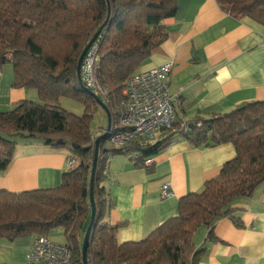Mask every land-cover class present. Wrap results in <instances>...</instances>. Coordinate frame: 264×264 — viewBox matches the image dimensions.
<instances>
[{"label":"trees","instance_id":"16d2710c","mask_svg":"<svg viewBox=\"0 0 264 264\" xmlns=\"http://www.w3.org/2000/svg\"><path fill=\"white\" fill-rule=\"evenodd\" d=\"M227 13L264 26V0H216ZM179 0H0V70L13 66L14 86L34 89L39 100H21L0 111V171L12 163L19 140L66 147L79 159L62 174L56 187L22 192L0 191V243L19 237L46 236L63 228L74 264L82 263V245L91 221V172L95 140L91 121L102 99L111 124L120 120V104L128 78L168 39L164 20L177 15ZM96 41L100 61L97 75L103 90L91 93L80 83L78 63L89 42ZM93 43V44H94ZM92 44V45H93ZM91 45V46H92ZM90 46V47H91ZM62 97L84 105L77 115L59 103ZM186 124L187 128L181 129ZM156 142H134L124 149L99 146L94 180L96 215L89 264H200L203 249L195 243L199 228L209 229L222 217L241 227L233 204L251 197L264 182V101L246 102L211 118L176 120ZM194 147L232 143L236 156L199 192L179 200L178 214L145 239L119 243L120 225L105 220L113 201L103 185L108 160L116 154H136L140 167L174 140Z\"/></svg>","mask_w":264,"mask_h":264},{"label":"crops","instance_id":"0c3cea01","mask_svg":"<svg viewBox=\"0 0 264 264\" xmlns=\"http://www.w3.org/2000/svg\"><path fill=\"white\" fill-rule=\"evenodd\" d=\"M164 23L168 39L139 71L174 63L169 88L178 121L211 118L246 102L264 101V26L227 13L216 0H179L177 15ZM25 99L39 100L37 91L15 87L13 66L5 65L0 70V111L11 110ZM69 154L66 147L18 142L12 163L0 171V191L58 186L68 171ZM235 156L232 143L194 147L183 138L152 156L154 162L147 167L138 166L129 154L111 156L103 185L113 204L105 220L120 225L118 242L145 239L178 214L182 197L201 191L205 182ZM167 181L173 194L163 199L161 187ZM233 207L243 226L222 217L214 226L216 239L208 237L205 226L196 232L195 243L204 250L200 264H264V182L251 197L238 199ZM58 232L65 235L64 229L57 230V237ZM33 240L34 236L2 241L0 264H30Z\"/></svg>","mask_w":264,"mask_h":264},{"label":"built area","instance_id":"2783aa9c","mask_svg":"<svg viewBox=\"0 0 264 264\" xmlns=\"http://www.w3.org/2000/svg\"><path fill=\"white\" fill-rule=\"evenodd\" d=\"M100 61L98 44L94 43L87 51L81 64V79L94 93L101 95L103 90L97 75ZM172 61L132 74L124 89V99L120 104V120L111 124L107 143L111 148L124 149L134 142H153L164 130L177 120L174 98L169 88V78L173 71ZM186 129L183 124L181 129ZM106 131V130H105ZM104 131V132H105ZM95 140V137H93ZM137 157L136 154H131ZM147 158L145 165H152ZM79 159L67 157V168L77 167ZM173 194L170 181L163 183L161 196L169 198ZM30 264H74L72 250L65 244L52 241L46 236H35L28 255Z\"/></svg>","mask_w":264,"mask_h":264},{"label":"water","instance_id":"95a60500","mask_svg":"<svg viewBox=\"0 0 264 264\" xmlns=\"http://www.w3.org/2000/svg\"><path fill=\"white\" fill-rule=\"evenodd\" d=\"M99 34H100V30L95 34V36L92 38V40L89 42L88 46L84 49L83 53L80 56L77 72H78V77H79L80 83L82 85H83V82L81 79V64H82V61H83L88 49L96 41ZM89 91L91 93H93L91 90H89ZM98 101H99L100 105H102L106 109V111H108L104 101L100 98H98ZM110 129H111V117L109 115V123H108V126L106 128V131L102 135L98 136L97 139L95 140L94 158H93V165H92V172H91V186H90V200H91V206H92V213H91V221L87 227V230H86V233L84 236L83 245H82V263L83 264H89L87 253H88V248H89L90 236H91L93 224L95 221V215H96V205H95V200H94V180H95L97 162H98V157H99V146H100V142L102 141V139L109 135Z\"/></svg>","mask_w":264,"mask_h":264},{"label":"rangeland","instance_id":"374dc122","mask_svg":"<svg viewBox=\"0 0 264 264\" xmlns=\"http://www.w3.org/2000/svg\"><path fill=\"white\" fill-rule=\"evenodd\" d=\"M11 67L10 65H8ZM60 105L64 107L66 110L73 112L77 115H82L84 113V105L77 101L76 99L69 98V97H62L59 101ZM109 123V115L108 112L104 107L101 106H95L94 109V116L91 121V130L93 134H96L97 136H100L104 133ZM24 140H19V142H23ZM26 141V140H25ZM106 148H111L108 143L105 145ZM61 231V227L53 229L50 234L49 238L54 242H59L61 244L66 243V237L63 235V233L58 232L57 237V230ZM63 232V231H62Z\"/></svg>","mask_w":264,"mask_h":264}]
</instances>
